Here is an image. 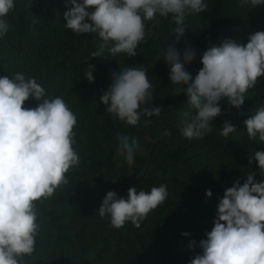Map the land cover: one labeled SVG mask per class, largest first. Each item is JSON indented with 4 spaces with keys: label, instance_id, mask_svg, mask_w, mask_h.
Wrapping results in <instances>:
<instances>
[{
    "label": "clouds",
    "instance_id": "obj_1",
    "mask_svg": "<svg viewBox=\"0 0 264 264\" xmlns=\"http://www.w3.org/2000/svg\"><path fill=\"white\" fill-rule=\"evenodd\" d=\"M31 3L28 0V6ZM238 3L254 7L264 0ZM15 4L16 0H0V39L9 32L8 14ZM64 4L63 27L77 36L90 33L96 41L91 58L134 57L139 45L146 42L147 22L158 25L162 18L166 26L173 25L168 36L174 34L175 41L161 46L157 55L168 66L172 91L186 95L187 110L178 118L177 127L188 140H202L213 131V121L225 110L222 101L240 109L248 91L264 76V30L250 33L246 43L229 38L209 46L200 55L202 67L196 74L186 70L185 65L193 62L197 53L185 47L181 57L176 43L186 32V20L194 14L204 16L200 13L208 8V0H64ZM94 70L95 65L87 64L84 71L90 83L95 80ZM153 96L148 70L140 64L120 67L99 99L114 119L127 126L137 127L143 122L149 127L164 111L161 99L154 102ZM29 100L36 102L34 107L26 106ZM166 102L171 111L177 105L170 97ZM243 123L249 139L264 145V104L251 110ZM76 126V114L64 97L50 95L36 76H26L23 71L0 75V264H28L36 251L41 231L39 203L68 185L67 173L80 165ZM236 131V126L225 120L219 135L228 137ZM162 135H169V131L165 129ZM139 136L151 145L146 167L151 149L152 162L156 140L149 134ZM116 141L115 157L131 169L135 156L140 158L142 144L137 137L123 133ZM248 163H255L257 169L244 173L243 183L236 179L224 189L206 238L188 243L190 250L198 247L200 251L187 264H264V150L251 151ZM126 190V198L118 196L121 192L106 191L97 212L99 217L109 218L115 229L127 223L139 228L168 196L163 183L147 191L136 186ZM212 195V190L206 189V196Z\"/></svg>",
    "mask_w": 264,
    "mask_h": 264
},
{
    "label": "trees",
    "instance_id": "obj_2",
    "mask_svg": "<svg viewBox=\"0 0 264 264\" xmlns=\"http://www.w3.org/2000/svg\"><path fill=\"white\" fill-rule=\"evenodd\" d=\"M66 10L64 0H32L29 6L28 0H16L8 14L9 32L0 39V75L23 71L26 76H36L50 95H62L77 117L74 131L80 165L67 173L68 185L39 203L41 231L28 264H76L77 245L71 231L77 221L99 217L106 192L92 206L94 193L102 186L124 187L146 165L151 145L139 134L151 135L156 144L148 171L130 187L147 191L163 183L167 185V199L149 212L139 228L127 223L115 229L109 221L85 225L79 232L83 264H187L200 251L198 247L190 250L188 243L206 238L224 189L236 179L243 183L244 173L258 167L249 165L248 156L253 150H264V145L249 139L243 121L251 110L264 104V76L248 91L240 109L222 101L225 110L213 121V131L202 140H188L177 127L178 118L187 110L186 95L172 91L168 66L157 55L175 41L174 34L168 36L173 25L166 26L162 18L158 25L147 22L146 42L139 45L134 57L91 58L96 41L90 33L77 36L63 27ZM200 14L204 16L187 15L193 17L185 21L186 32L176 43L181 57L185 47L196 51V59L185 65L193 75L202 67L199 58L209 46L229 38L246 43L250 33L264 30V4L251 7L241 6L238 0H208V8ZM87 64L95 65L91 83L84 78ZM140 64L148 70L153 84V101L159 97L164 107L149 127L143 122L137 127L127 126L114 119L99 99L120 67ZM169 97L177 103L172 111L166 102ZM35 104L26 101V106ZM225 120L237 129L228 137L219 135ZM165 129L169 135H162ZM121 133L137 137L143 146L131 169L115 157L116 137ZM206 189L212 190V197L206 196ZM182 232L191 235L182 236Z\"/></svg>",
    "mask_w": 264,
    "mask_h": 264
},
{
    "label": "water",
    "instance_id": "obj_3",
    "mask_svg": "<svg viewBox=\"0 0 264 264\" xmlns=\"http://www.w3.org/2000/svg\"><path fill=\"white\" fill-rule=\"evenodd\" d=\"M145 140L148 142H151L146 138H145ZM151 143H153V142H151ZM151 157H152V149L150 150V153H149L148 164L144 168L143 172L138 177L133 179L132 182L128 183L124 187H122V188H113V187H108V186L100 187L92 196V199H91L92 206H94V202H95L96 198L103 192H106V191L123 192L124 190L128 189L132 185V183L136 182L138 179H140L147 172L149 165H150V162H151ZM118 196L126 198L127 194L121 193ZM106 221H109V218H106V217L105 218H101V217L91 218L90 217V218L81 219V220L77 221L75 223V225H73L71 234L73 237V241H75V243L77 245V254H78L76 264H83V258H84V248H83V244L79 238V232L81 231V229L85 225H88V224L102 223V222H106Z\"/></svg>",
    "mask_w": 264,
    "mask_h": 264
}]
</instances>
